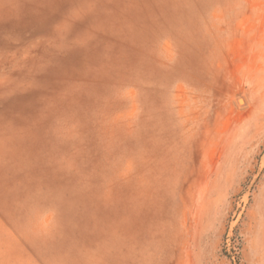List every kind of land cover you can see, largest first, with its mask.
<instances>
[{"label":"rangeland","instance_id":"374dc122","mask_svg":"<svg viewBox=\"0 0 264 264\" xmlns=\"http://www.w3.org/2000/svg\"><path fill=\"white\" fill-rule=\"evenodd\" d=\"M0 264H264V0H0Z\"/></svg>","mask_w":264,"mask_h":264}]
</instances>
